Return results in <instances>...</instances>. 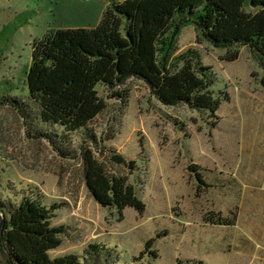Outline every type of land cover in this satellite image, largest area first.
<instances>
[{
    "label": "rangeland",
    "instance_id": "obj_1",
    "mask_svg": "<svg viewBox=\"0 0 264 264\" xmlns=\"http://www.w3.org/2000/svg\"><path fill=\"white\" fill-rule=\"evenodd\" d=\"M124 1L0 0V102L28 96L36 40L52 29L94 28L113 3ZM188 51L211 67L212 91L221 99L215 114L166 106L140 80L119 88L128 91L127 103L118 90L98 84L107 109L90 125L95 139L53 127L58 148L34 137L43 129L34 115L26 122L11 105H0V199L19 203L33 195L59 206L52 225L66 232L51 258L76 255L82 264H98L86 253L98 244L112 248L111 260L121 264H264L263 56L240 47L238 59L229 61L234 49L214 47L192 22L176 36L172 62ZM83 147L109 173L128 176L144 213L96 201ZM111 150L137 168L112 162ZM235 215L234 226L209 221Z\"/></svg>",
    "mask_w": 264,
    "mask_h": 264
},
{
    "label": "trees",
    "instance_id": "obj_2",
    "mask_svg": "<svg viewBox=\"0 0 264 264\" xmlns=\"http://www.w3.org/2000/svg\"><path fill=\"white\" fill-rule=\"evenodd\" d=\"M187 22L194 23L214 47L234 49L226 57L229 61L238 59L240 47L258 51L264 59V0H125L113 3L94 28L52 29L36 40L27 76L28 96H16L0 105H11L26 122L34 115L43 126L34 137L46 138L54 147H58V135L53 127L68 135L82 132L93 142L90 125L107 109L98 84L118 90L116 96L127 103L128 91L119 88L129 80H140L166 106L186 104L215 114L221 99L212 91L211 67L203 65L194 51L172 62L175 38ZM110 153L112 162L137 168L117 151ZM82 157L87 186L100 205L116 207L121 213L127 208L145 212L146 205L128 176L109 173L91 148L83 147ZM190 170L203 182L196 166ZM58 209L33 195L19 203L0 199L4 264H82L76 255H49L62 245L66 232L63 226L52 225ZM209 221L234 226L237 215ZM113 251L93 244L86 253L98 264H121L119 259L111 260Z\"/></svg>",
    "mask_w": 264,
    "mask_h": 264
}]
</instances>
